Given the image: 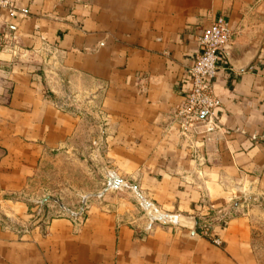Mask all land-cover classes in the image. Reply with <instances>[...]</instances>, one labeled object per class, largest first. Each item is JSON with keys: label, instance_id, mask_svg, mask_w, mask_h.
<instances>
[{"label": "crops", "instance_id": "obj_1", "mask_svg": "<svg viewBox=\"0 0 264 264\" xmlns=\"http://www.w3.org/2000/svg\"><path fill=\"white\" fill-rule=\"evenodd\" d=\"M9 2L0 264H261L264 0ZM218 16L234 33L213 80L219 126L183 134L173 112L191 87L198 36ZM110 174L126 187L102 189ZM52 175L58 189L37 187ZM132 187L163 213L194 217L196 232L150 223L123 196ZM44 191L92 196L57 210L35 200Z\"/></svg>", "mask_w": 264, "mask_h": 264}, {"label": "built area", "instance_id": "obj_2", "mask_svg": "<svg viewBox=\"0 0 264 264\" xmlns=\"http://www.w3.org/2000/svg\"><path fill=\"white\" fill-rule=\"evenodd\" d=\"M5 7L12 8L9 0H0V8ZM233 38L234 33L224 16L215 18L199 34V52L189 68L191 87L184 101L173 112V119L179 123L183 134L188 133L190 127L199 124L207 133L218 128L217 110L221 101L214 94L213 80L218 70L219 56L226 55V50L232 44ZM204 223L199 222V225L203 226ZM213 242L216 245L220 244L218 239H214Z\"/></svg>", "mask_w": 264, "mask_h": 264}, {"label": "rangeland", "instance_id": "obj_3", "mask_svg": "<svg viewBox=\"0 0 264 264\" xmlns=\"http://www.w3.org/2000/svg\"><path fill=\"white\" fill-rule=\"evenodd\" d=\"M59 107H61V109H66V104L65 103H59L58 104ZM100 156H101V153L98 152L96 154V159L97 160H100ZM101 167H97L95 169V171L97 172V170H100ZM98 175V174H97ZM55 178V176H50L49 179H47L46 177L43 178L41 180V182H37V187L40 188V189H43V190H46L48 187L50 190H56L58 189V186H56V184L53 182V179ZM52 181V182H51ZM81 187L83 186H87L86 183H81L80 184ZM99 186V185H98ZM96 187V189L98 190L99 187ZM107 186V182L106 181H103V184L101 185V188H106ZM128 194H123V196H133L132 194H130V190L126 191ZM92 195H84V196H80V195H77V194H53V193H47V192H43V193H38L37 195H35V200L36 201H47V204L53 206L54 209H57L59 208L60 205L62 206H74V207H78V206H85L87 201H88V197H90ZM95 196H98V194H95ZM242 197L240 198H236V201L237 202H242ZM133 200L136 202V199L133 197ZM260 254V259H261V264H264V237H263V246L261 248V252L259 253Z\"/></svg>", "mask_w": 264, "mask_h": 264}, {"label": "water", "instance_id": "obj_4", "mask_svg": "<svg viewBox=\"0 0 264 264\" xmlns=\"http://www.w3.org/2000/svg\"><path fill=\"white\" fill-rule=\"evenodd\" d=\"M106 182H107V186L105 188L106 190L107 189H119V188H123L124 186L126 187V185L123 184L117 178V176H115L113 174L106 176ZM129 189H130V194L133 195V197L136 199V201L138 202L141 209L145 212L150 223L160 222L163 224H171L174 226L183 225L185 227H189V229L193 233L196 232V229L198 228V221L194 217H186V216H181V215H176V214L170 215V214L163 213V212L159 211L151 202L147 201L136 190L135 187L134 188L132 187ZM102 192L100 194H98V196L102 195Z\"/></svg>", "mask_w": 264, "mask_h": 264}, {"label": "trees", "instance_id": "obj_5", "mask_svg": "<svg viewBox=\"0 0 264 264\" xmlns=\"http://www.w3.org/2000/svg\"><path fill=\"white\" fill-rule=\"evenodd\" d=\"M225 217V215H223V218ZM201 229L199 228V231H200Z\"/></svg>", "mask_w": 264, "mask_h": 264}]
</instances>
